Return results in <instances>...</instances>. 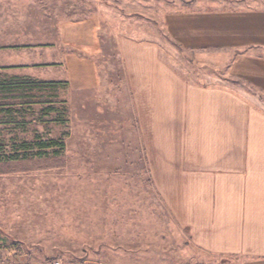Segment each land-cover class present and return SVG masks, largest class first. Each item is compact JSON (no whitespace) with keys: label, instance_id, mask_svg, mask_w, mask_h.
<instances>
[{"label":"rangeland","instance_id":"obj_1","mask_svg":"<svg viewBox=\"0 0 264 264\" xmlns=\"http://www.w3.org/2000/svg\"><path fill=\"white\" fill-rule=\"evenodd\" d=\"M203 2L0 0V74L17 76L19 55L55 43L61 21L97 13L106 83L103 96L61 86L51 104L18 106L12 125L0 113V264H236L192 243L127 114L122 38L158 42L189 81L238 89L223 55L185 52L163 29L164 14Z\"/></svg>","mask_w":264,"mask_h":264},{"label":"crops","instance_id":"obj_2","mask_svg":"<svg viewBox=\"0 0 264 264\" xmlns=\"http://www.w3.org/2000/svg\"><path fill=\"white\" fill-rule=\"evenodd\" d=\"M203 1L164 14L163 29L185 52L223 55L238 89L189 81L158 42L122 38L127 114L192 243L236 264H264V0ZM101 32L97 13L61 21L55 43L19 55L16 75L104 95Z\"/></svg>","mask_w":264,"mask_h":264},{"label":"trees","instance_id":"obj_3","mask_svg":"<svg viewBox=\"0 0 264 264\" xmlns=\"http://www.w3.org/2000/svg\"><path fill=\"white\" fill-rule=\"evenodd\" d=\"M61 86L67 83L44 82L20 76L0 74V113L5 114L3 124H13V114L18 106L51 104Z\"/></svg>","mask_w":264,"mask_h":264},{"label":"built area","instance_id":"obj_4","mask_svg":"<svg viewBox=\"0 0 264 264\" xmlns=\"http://www.w3.org/2000/svg\"><path fill=\"white\" fill-rule=\"evenodd\" d=\"M41 264H62V263L59 260H53V261L43 262Z\"/></svg>","mask_w":264,"mask_h":264}]
</instances>
